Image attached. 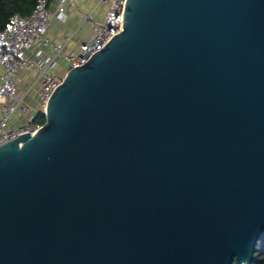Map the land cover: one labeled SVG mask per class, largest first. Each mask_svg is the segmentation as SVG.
I'll return each mask as SVG.
<instances>
[{
	"label": "water",
	"instance_id": "water-1",
	"mask_svg": "<svg viewBox=\"0 0 264 264\" xmlns=\"http://www.w3.org/2000/svg\"><path fill=\"white\" fill-rule=\"evenodd\" d=\"M262 237L264 0H127L0 147V264H250Z\"/></svg>",
	"mask_w": 264,
	"mask_h": 264
},
{
	"label": "built area",
	"instance_id": "built-area-1",
	"mask_svg": "<svg viewBox=\"0 0 264 264\" xmlns=\"http://www.w3.org/2000/svg\"><path fill=\"white\" fill-rule=\"evenodd\" d=\"M52 1L39 0L32 14H15L0 31V147L28 133L34 136L44 124L41 116L48 101L67 72L86 64L123 27L127 0H100L106 8L100 22L92 13L83 15L92 37L78 50L67 51L49 32L53 17L62 22L67 19L73 0ZM32 97L36 108L27 102Z\"/></svg>",
	"mask_w": 264,
	"mask_h": 264
},
{
	"label": "crops",
	"instance_id": "crops-1",
	"mask_svg": "<svg viewBox=\"0 0 264 264\" xmlns=\"http://www.w3.org/2000/svg\"><path fill=\"white\" fill-rule=\"evenodd\" d=\"M58 1V0H57ZM100 0H73V6H71L68 17L65 21H59L56 17H53L52 26L49 32V36L59 45H65L66 50H78L79 46L85 41L89 40L93 31L88 23L83 22V15L92 13L93 18L96 21L99 16L97 15L98 8L102 7L105 11V6L99 3ZM55 2L52 1V9L56 11ZM104 14V13H103ZM102 14V16H103ZM0 69V74H1ZM28 79L27 76V82ZM27 102L36 108V100L28 98Z\"/></svg>",
	"mask_w": 264,
	"mask_h": 264
},
{
	"label": "trees",
	"instance_id": "trees-1",
	"mask_svg": "<svg viewBox=\"0 0 264 264\" xmlns=\"http://www.w3.org/2000/svg\"><path fill=\"white\" fill-rule=\"evenodd\" d=\"M52 1V0H49ZM39 0H0V31L6 29L15 14L30 15L38 6ZM45 123V115H42ZM233 264H239L237 260ZM250 264H264V237L254 250L253 261Z\"/></svg>",
	"mask_w": 264,
	"mask_h": 264
},
{
	"label": "rangeland",
	"instance_id": "rangeland-1",
	"mask_svg": "<svg viewBox=\"0 0 264 264\" xmlns=\"http://www.w3.org/2000/svg\"><path fill=\"white\" fill-rule=\"evenodd\" d=\"M104 12H105V11H104V9H103L102 7L98 8V12H97V15L99 16L98 20L101 19L102 14H103ZM95 21H96V20H95ZM97 22H100V20L97 21ZM33 99H34V98H33Z\"/></svg>",
	"mask_w": 264,
	"mask_h": 264
}]
</instances>
